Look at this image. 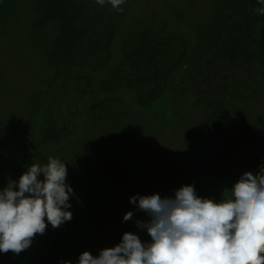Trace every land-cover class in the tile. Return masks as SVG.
Wrapping results in <instances>:
<instances>
[{
	"label": "trees",
	"instance_id": "16d2710c",
	"mask_svg": "<svg viewBox=\"0 0 264 264\" xmlns=\"http://www.w3.org/2000/svg\"><path fill=\"white\" fill-rule=\"evenodd\" d=\"M180 1L161 0L135 29L118 30L122 6L0 0V42L11 24L14 37L24 24L40 39L39 63L45 66L19 96L25 103L16 99L19 111L6 116L13 120L0 126V190L33 163L53 157L67 165L66 183L75 193L71 221L56 229L49 224L20 254L0 253V264L69 261L70 249L77 252L88 240L90 225L110 212L118 192L155 180L152 172L140 178L133 164L144 157L138 135L165 144L177 134L169 163L217 166L202 198L219 202L245 172L259 173L264 122L253 128V146L239 159L227 142L264 103V15L254 11L257 0H205V14L189 18ZM46 21L50 30L41 37L37 30ZM4 62L2 53L0 96L11 87ZM139 118L148 123L146 135Z\"/></svg>",
	"mask_w": 264,
	"mask_h": 264
},
{
	"label": "clouds",
	"instance_id": "9594fccd",
	"mask_svg": "<svg viewBox=\"0 0 264 264\" xmlns=\"http://www.w3.org/2000/svg\"><path fill=\"white\" fill-rule=\"evenodd\" d=\"M107 2L119 9L125 0ZM96 3L103 6L105 0ZM257 4L254 11L264 15V0ZM67 173L65 163L49 157L0 190V253L20 254L49 224L56 229L72 220L68 209L75 193L66 183ZM225 191L219 202L199 197L192 185L176 190L174 198L133 196L130 203L149 217L136 224L150 242L126 232L98 256L83 252L78 264H264V165L256 175L245 172ZM132 218L127 212L124 221Z\"/></svg>",
	"mask_w": 264,
	"mask_h": 264
},
{
	"label": "rangeland",
	"instance_id": "374dc122",
	"mask_svg": "<svg viewBox=\"0 0 264 264\" xmlns=\"http://www.w3.org/2000/svg\"><path fill=\"white\" fill-rule=\"evenodd\" d=\"M42 1L45 6L49 2V0ZM160 1L125 0V3L121 5L122 15L118 23V30H123L129 24L130 29H135L142 18L151 17L155 10L160 8ZM49 5L50 15H52L53 6L51 3ZM104 5L111 7L107 0H105ZM204 5L205 0H181L179 8L186 9L189 18H201L205 14V11L201 9V6ZM29 11L27 12L30 13ZM22 25L18 34L14 37L15 25L11 24L7 29V35L0 42V56L2 53L5 55L4 67L11 85L7 94L0 96V126L7 125L13 120L12 117L6 116L11 112L14 113L16 111L15 113H17L19 111L15 106L16 99L20 104L25 103L26 96L21 98L19 96L27 89L30 90L35 77L42 74L45 70V66L39 63L38 49L41 42L40 39L32 37L29 34V29L24 24ZM49 30L50 24L46 21L37 30V33L43 37ZM115 48L116 39L113 42V50ZM255 112L252 122L247 120L245 122L246 126L242 129L237 128L227 142L229 153L235 155V159H239L250 152L253 146V128L264 122V103H260ZM137 125L146 135L147 121L139 118ZM159 128L166 130L163 125ZM173 136L175 138L168 140L165 144L156 137H153V141L149 142L143 135L137 136L138 147L144 157H135L133 164L141 169V172L138 171L140 178L143 176L142 172H152L155 175V180L139 181L135 188L130 187L128 191L118 192L109 205L111 208L110 212L100 215L90 225L88 240L83 241L81 246L75 247L77 252L73 253V248L70 249V264H78L79 256L83 252L87 251L93 256H98L102 249L116 246L121 242L122 236L126 232L138 235L145 243L150 242V237L146 230L138 228L136 224L137 220L147 221L149 217L146 213L138 210L136 205L130 203L131 197L159 194L162 198H174L175 191L187 185L194 186L197 195L204 191L210 177L213 175V169L217 166L212 165L201 170L200 165H194L191 168L190 165H181L177 161L169 163L170 156L167 155V152L175 149V143L178 139L177 134ZM163 154H165L166 159H164ZM175 156V154L172 155L173 158ZM127 212H133V218L129 221H124V216Z\"/></svg>",
	"mask_w": 264,
	"mask_h": 264
}]
</instances>
